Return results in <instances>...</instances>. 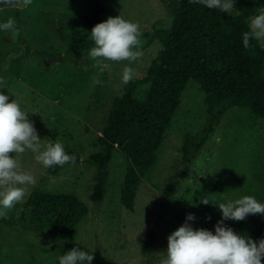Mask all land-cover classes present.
Returning <instances> with one entry per match:
<instances>
[{"label": "rangeland", "instance_id": "rangeland-1", "mask_svg": "<svg viewBox=\"0 0 264 264\" xmlns=\"http://www.w3.org/2000/svg\"><path fill=\"white\" fill-rule=\"evenodd\" d=\"M97 1L104 5L100 23L122 14L139 22L143 41L142 57L131 64L127 60L106 61L111 71L103 73L92 67L90 49L82 62L70 50L72 38L85 35L83 17L91 14L96 0H33L28 7L0 6V23L12 17L20 29L17 36L0 30V79L4 81L0 91L9 95V102L20 101L43 145L58 139L64 148L77 150L81 156L79 162L63 165L51 174L30 150L20 155L23 169L31 172L37 183L28 186L25 198L0 219V264H59V257L74 247L93 254L92 264H162L168 237L189 214L195 216L188 221L190 226L215 230L223 216L220 203L244 196L264 203V118L247 106L227 111L194 160L188 177L166 203L161 202L169 179L178 176L185 135L199 133L207 122L204 93L195 80L182 94L181 107L171 120L170 138L163 142L157 161L142 179L134 209L122 203L129 160L118 150L109 163L103 200H91L97 167L89 157L100 149L97 136L114 97L125 89L123 68L143 70L157 56L177 0ZM236 3L234 13H238ZM256 6L257 10L264 8V0H257ZM260 43L264 47V41ZM93 75L102 84L93 86ZM33 191L73 193L87 203L89 213L79 223L74 242L20 220V211ZM202 198L209 203H201ZM150 228L158 238L145 254L141 245Z\"/></svg>", "mask_w": 264, "mask_h": 264}, {"label": "trees", "instance_id": "trees-1", "mask_svg": "<svg viewBox=\"0 0 264 264\" xmlns=\"http://www.w3.org/2000/svg\"><path fill=\"white\" fill-rule=\"evenodd\" d=\"M256 1L238 0V13L230 14L190 0L176 1L157 56L143 70L137 71L124 91L114 97L106 124L97 136L100 149L89 157L97 167L90 194L93 202H100L105 196L109 163L118 150L129 160L122 203L134 209L140 183L157 161L159 148L170 138L172 117L181 107L182 94L191 80L197 81L204 93L208 118L199 133L185 135L178 176L169 179L162 203H166L188 177L194 160L206 148L231 107L247 106L256 116L264 118V47L255 39H250L247 48L243 44V34L250 31L249 19L258 12ZM103 12V3L96 0L91 14L84 15L85 35H75L70 47L77 61L82 62L93 47L94 42L87 35L100 23ZM144 85L147 86L143 88ZM65 151L75 154L76 162L80 161L77 150L65 148ZM60 168L56 165L46 169L56 174ZM0 210H4L2 205ZM88 213L87 203L73 193L33 191L20 211V220L74 242L79 223ZM224 224L238 235L257 242L264 239V215L250 214L243 221L226 220ZM210 231L215 233V230ZM157 238V232L148 229L142 252L148 254Z\"/></svg>", "mask_w": 264, "mask_h": 264}, {"label": "clouds", "instance_id": "clouds-1", "mask_svg": "<svg viewBox=\"0 0 264 264\" xmlns=\"http://www.w3.org/2000/svg\"><path fill=\"white\" fill-rule=\"evenodd\" d=\"M33 0H0V5L9 8L28 7ZM200 3L209 9H219L230 14L235 9L236 0H190ZM250 31L243 34V44L249 47L250 39L264 41V8L258 10L249 24ZM0 30L19 35L20 29L14 18L9 17L0 23ZM94 46L88 57L94 61L92 67L111 71V62L129 61L131 64L143 56L142 32L139 22H132L123 17H109L105 22L96 24L90 33ZM87 70V69H86ZM136 76L131 66H125L122 83L128 84ZM93 86L102 84L97 75L92 76ZM0 79V85H3ZM9 95L0 91V205L4 210L11 209L21 202L28 193V186L37 183L36 177L25 171L20 163V155L30 150L35 160L45 168L66 163H76L75 154L66 153L64 145L58 139L42 144L34 122L29 114L21 109L17 99L9 102ZM14 154V156L12 155ZM201 203L207 205L209 200L202 198ZM222 219L215 226V233L200 228L193 229L188 221L195 219L189 214L186 222L168 237L166 257L162 264H262L264 262V239L259 242L247 236L238 235L233 228L224 224L226 220L243 221L248 215H264V203L254 196H244L234 201L220 203ZM0 210V217L7 212ZM210 219V217H209ZM93 254L74 247L59 257V264H92Z\"/></svg>", "mask_w": 264, "mask_h": 264}, {"label": "water", "instance_id": "water-1", "mask_svg": "<svg viewBox=\"0 0 264 264\" xmlns=\"http://www.w3.org/2000/svg\"><path fill=\"white\" fill-rule=\"evenodd\" d=\"M47 60H49V61H54L55 59H53V58H48Z\"/></svg>", "mask_w": 264, "mask_h": 264}]
</instances>
